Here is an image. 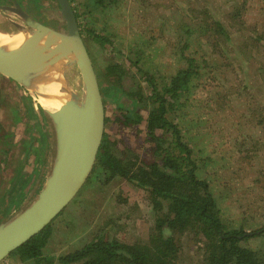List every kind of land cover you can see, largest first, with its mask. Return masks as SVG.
Masks as SVG:
<instances>
[{
	"label": "rangeland",
	"instance_id": "obj_1",
	"mask_svg": "<svg viewBox=\"0 0 264 264\" xmlns=\"http://www.w3.org/2000/svg\"><path fill=\"white\" fill-rule=\"evenodd\" d=\"M86 1L72 3L82 17L81 30H93L111 42L102 47L92 37L83 35L102 85L108 119L105 134L117 142L120 151L138 155L139 162H155V146L146 129L149 109L142 108L141 125L124 127L117 119L134 104L126 98L119 104L116 87L99 75L116 64L125 73L120 93L141 87L142 94L150 97L153 92L147 83L149 77L156 80L161 90L165 82L187 67L184 58L194 57L199 64L195 81L198 86L182 97L180 103L185 106L170 119L180 129L183 141L194 143V151L202 153L198 156L207 158L206 165L199 168V177L210 183L224 222L249 233L263 230L258 238L242 245L264 257V123H259L264 118V0H116L107 9L92 11L83 7ZM20 2L25 8L30 5V9L44 14L57 8L56 0ZM87 13L98 19L91 21L90 26ZM212 20L232 31V44H225L222 38L214 44L212 38L199 32L188 35ZM44 23L59 27L47 19ZM248 37L249 42H244ZM186 44L190 49L184 48ZM66 75L81 86L75 65L67 68ZM36 99L26 88L0 74V134L4 132L2 122L8 131H13L5 140L7 154L2 155L7 159L21 155L23 160L13 163L9 172L18 176L19 166L24 175H30L26 190L30 191L29 197L36 185L44 181L42 174L51 156L50 143L45 142L51 128ZM161 134L157 132L158 136ZM167 136L166 147L173 139L171 134ZM104 181L85 185L52 224L50 241L60 240L56 241L57 248L67 247L69 239L84 246L99 234L126 244L150 240L157 215L148 193L122 178L108 184ZM11 198V193L1 191L0 200L7 202ZM178 241L181 250L177 264L203 263L202 242H197L192 234H184Z\"/></svg>",
	"mask_w": 264,
	"mask_h": 264
},
{
	"label": "trees",
	"instance_id": "obj_2",
	"mask_svg": "<svg viewBox=\"0 0 264 264\" xmlns=\"http://www.w3.org/2000/svg\"><path fill=\"white\" fill-rule=\"evenodd\" d=\"M74 1L70 0L71 3ZM115 3L116 0H87L83 7L92 11L107 9ZM205 12L207 13L206 10ZM76 16L80 21L81 15L77 12ZM86 20L90 26L91 21L98 19L90 14ZM79 25L82 28L80 23ZM195 28H191L189 36L199 32L212 38L214 44L218 43L220 38L225 44H232V31L226 29L219 21L212 20V23ZM81 33L92 37L94 42L100 43L102 47L111 44L107 38L97 35L93 30L83 29ZM257 39L261 42L262 37ZM250 40L253 38L250 37ZM244 42H249V37ZM184 48L190 49L187 44ZM184 61L188 64L187 67L180 69L169 82H165L161 90L156 85V80L152 76L149 77L147 83L153 92L150 97L142 94L141 87H137L138 93L136 90L123 92L124 95L120 93L125 73L116 64L107 67L99 75L100 78H108L112 86L116 87L119 104L123 98L131 100L134 104L133 108L126 109L122 117L117 119L124 127L141 125L144 122L141 110L144 106L149 109L146 129L148 137L154 143L157 160L150 164L141 163L138 155L132 151L129 154L120 151L117 142L105 134L93 173L86 185L102 179L108 184L116 178H122L143 188L148 193L157 215L156 226L147 243L126 244L105 234L96 235L81 249L60 257L59 264H177L181 250L178 237L184 234H192L197 242L204 244L201 249L204 255L202 264H264L262 254L242 245L258 238L263 230L249 233L243 228L230 227L224 222L210 183L199 177V168L206 165L207 158L198 156L202 153L194 151V143L183 141L180 129L170 119V116L185 106L180 103L182 97L193 93L198 86L195 81L199 75V64L191 56L184 58ZM107 122L108 119L106 124ZM260 122L264 123V118L259 120ZM158 131L162 132L160 136L157 135ZM169 134L173 139L166 147L164 144ZM52 224L17 249L11 257L19 256L24 261L43 258V250L52 235Z\"/></svg>",
	"mask_w": 264,
	"mask_h": 264
},
{
	"label": "water",
	"instance_id": "obj_3",
	"mask_svg": "<svg viewBox=\"0 0 264 264\" xmlns=\"http://www.w3.org/2000/svg\"><path fill=\"white\" fill-rule=\"evenodd\" d=\"M6 2L0 3V17L20 34L29 31L31 35L0 42V74L34 97L37 94L30 88L35 72L61 61L63 76L57 83L58 94L53 95L56 110L42 108L51 128L47 136L51 156L42 174L44 181L36 185L21 208L0 222V264L51 225L77 198L93 173L106 128L102 87L70 0H56V10L45 14L47 20L57 21L58 29L36 20L18 0ZM70 65L80 73L79 91L77 82L66 77Z\"/></svg>",
	"mask_w": 264,
	"mask_h": 264
},
{
	"label": "crops",
	"instance_id": "obj_4",
	"mask_svg": "<svg viewBox=\"0 0 264 264\" xmlns=\"http://www.w3.org/2000/svg\"><path fill=\"white\" fill-rule=\"evenodd\" d=\"M1 126L4 132L0 134V193L1 191H3V194L11 193L12 200L9 201L7 200V202L4 201L6 199L0 200V205H1L0 222H2L6 217L12 215L27 202V200L29 199L30 191L26 192V190L28 189V186H30L31 183L29 180L30 175L29 174L24 175L22 170L19 168V166L17 167V172H16L18 176L15 175L12 176V173L9 172V169L13 166V163L15 162L19 163L23 159L21 155L20 156L10 155L8 159L7 156L2 155L3 153H5V155L7 154L8 149L6 148V141L10 137V134H13V131H8L7 127L5 128L4 122L1 123ZM46 140L47 138L45 137V142ZM42 147L44 149V146ZM7 170H8V174H7ZM26 170H28V167H26ZM5 175L8 176L5 177ZM17 177L21 178L19 180L21 182L15 180V178ZM15 181H18V183H16ZM56 241L57 240H53V241L49 240V243L47 244L46 248H44L43 250V258L41 259L24 261L19 256H13L10 257L8 261L5 262V264H59L58 259L60 257H63L83 247V246H77V243H74L69 239V242L66 243L67 247L57 248V246H59L57 242H61V241L60 240L57 242ZM47 258H51V260H48Z\"/></svg>",
	"mask_w": 264,
	"mask_h": 264
},
{
	"label": "bare ground",
	"instance_id": "obj_5",
	"mask_svg": "<svg viewBox=\"0 0 264 264\" xmlns=\"http://www.w3.org/2000/svg\"><path fill=\"white\" fill-rule=\"evenodd\" d=\"M31 33L25 31L23 34H20L17 29H15L9 22L5 21L0 17V42H15L20 39L29 38ZM69 58H72L73 55L67 54ZM12 77L17 79H23L22 76L15 75L10 73ZM63 62H55V64L45 68L43 70L37 71L33 74V84L31 85L30 90L37 94V101L43 109L54 111L56 106L53 103V95L58 94L59 89L57 86L58 81L63 76ZM77 91H79V84H76ZM83 90L81 89V94L83 97ZM33 96V95H32Z\"/></svg>",
	"mask_w": 264,
	"mask_h": 264
},
{
	"label": "flooded vegetation",
	"instance_id": "obj_6",
	"mask_svg": "<svg viewBox=\"0 0 264 264\" xmlns=\"http://www.w3.org/2000/svg\"><path fill=\"white\" fill-rule=\"evenodd\" d=\"M19 1V3L23 6V3H21L20 2V0H18ZM30 1V4H31V2H32V0H28V2ZM0 2L1 3H7L6 1H4V0H0ZM23 8L25 9V11L27 12V13H29L31 16H33L34 18H36V20H38L39 22H41V23H43V24H45L44 22L46 21V17H45V14H44V12H39L38 13V11L36 10V9H33V8H31L30 9V5H29V8H25L24 6H23ZM33 9V10H32ZM74 9V8H73ZM33 11V12H32ZM34 13V14H33ZM36 14L38 15V14H40L38 17H36Z\"/></svg>",
	"mask_w": 264,
	"mask_h": 264
},
{
	"label": "built area",
	"instance_id": "obj_7",
	"mask_svg": "<svg viewBox=\"0 0 264 264\" xmlns=\"http://www.w3.org/2000/svg\"><path fill=\"white\" fill-rule=\"evenodd\" d=\"M3 264H5V263H3Z\"/></svg>",
	"mask_w": 264,
	"mask_h": 264
}]
</instances>
